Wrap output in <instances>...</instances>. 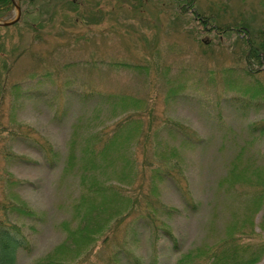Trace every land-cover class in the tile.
<instances>
[{"label": "rangeland", "instance_id": "obj_1", "mask_svg": "<svg viewBox=\"0 0 264 264\" xmlns=\"http://www.w3.org/2000/svg\"><path fill=\"white\" fill-rule=\"evenodd\" d=\"M52 1L0 19L38 26L0 30V200L38 217L12 219L19 264H264V0Z\"/></svg>", "mask_w": 264, "mask_h": 264}, {"label": "trees", "instance_id": "obj_2", "mask_svg": "<svg viewBox=\"0 0 264 264\" xmlns=\"http://www.w3.org/2000/svg\"><path fill=\"white\" fill-rule=\"evenodd\" d=\"M21 5H25L27 3H32L33 1L36 2V0H18ZM40 3H44V1L47 0H40ZM57 1V0H56ZM60 1H67V0H60ZM33 2V4H34ZM39 2V1H37ZM48 2H53L52 0H48ZM73 3V2H72ZM191 4V3H190ZM12 2L11 0H0V19H3L6 17V15L12 10ZM192 5H188V9ZM29 12L28 10L24 11L22 15L28 16ZM18 23H23L29 28H32L34 32H37L38 26L34 25V23H31L27 19L23 18V21H18ZM9 28L10 26H5L0 28L5 29ZM239 31V30H238ZM264 33V32H263ZM246 38L244 41V56L246 58L245 62L248 60H254L256 63L259 65L264 64V36H261L260 39L256 40L252 36H248L247 31L245 30ZM102 97V96H101ZM130 100L125 99L121 100L119 105L122 108L127 107V103ZM133 106L138 105V101L134 100L131 102ZM243 108L244 104H240ZM129 123V122H128ZM121 128V127H120ZM116 129V132L120 129ZM260 132L264 134V130L260 129ZM24 137H28V133H21ZM107 139H109V144L103 148L100 149V151H96L95 154L94 152H90L88 155L90 158L95 157L96 154L101 157L106 156V147L108 150H112L111 148L115 144H117V139L115 136H110ZM31 142L35 143L37 145V149L41 151V153H44L45 158L49 161L52 162L58 155L57 152L50 146V144L44 140L40 141L38 138L32 137ZM239 180V179H237ZM260 197L263 196L259 195ZM260 200L258 199L257 202H255V211L258 209V204ZM33 211H31L29 208L24 207L23 204L21 203H16V202H10L7 200H0V264H19L18 260V255L21 252H31V243L29 238H27L26 234L24 233L23 228L21 225L17 224L15 220L13 221L12 219L14 218H20V219H29L31 221L38 220V217L35 214H32ZM168 238L173 239V235L171 232L168 230L163 231ZM234 240L237 241V239H234L231 237L230 240V245H235L237 242H234ZM229 244V243H228ZM228 245L223 246V249L219 252L220 248H214L211 251L213 253H210V261L208 260V264H253L256 260L255 255H250L251 258L249 257V260H239L238 257L240 255V251L238 249H235L232 247V249H229L228 252H226ZM62 251H64V248H61ZM209 251L205 252L204 255H206ZM208 257V258H209ZM188 259L189 256L182 257L179 261L178 264H188ZM204 259V258H202ZM197 264H206V263H197Z\"/></svg>", "mask_w": 264, "mask_h": 264}, {"label": "water", "instance_id": "obj_3", "mask_svg": "<svg viewBox=\"0 0 264 264\" xmlns=\"http://www.w3.org/2000/svg\"><path fill=\"white\" fill-rule=\"evenodd\" d=\"M11 2H12V4L16 5L14 0H11ZM16 8H17V11H18V14H19V11H20L19 6L16 5ZM18 14H17V16H18ZM18 19H19V16L14 21H11V22H7V21L3 22V21L0 20V27L12 26V25L15 24V22L18 21Z\"/></svg>", "mask_w": 264, "mask_h": 264}]
</instances>
